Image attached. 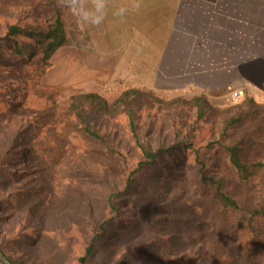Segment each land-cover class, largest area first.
Listing matches in <instances>:
<instances>
[{"label":"rangeland","instance_id":"rangeland-1","mask_svg":"<svg viewBox=\"0 0 264 264\" xmlns=\"http://www.w3.org/2000/svg\"><path fill=\"white\" fill-rule=\"evenodd\" d=\"M54 10L61 16L59 0H0V159L12 144L0 162V249L14 264H77L91 226L112 216L88 264H207L205 233L215 215L195 186V152L209 175L230 180L234 172L222 146L238 143L249 165L264 164V123L249 115L222 132L238 111L216 114L201 104L198 118L193 100L135 90L127 104L132 130L127 109L112 106L126 91L123 84L93 91L74 50L59 47L44 65L33 40L15 38L22 56L2 40L5 22L43 30ZM85 94L107 105L84 119L100 139L86 136L63 106ZM178 142L191 151H169L122 193L139 146L153 151ZM240 193L261 205L264 168Z\"/></svg>","mask_w":264,"mask_h":264},{"label":"crops","instance_id":"crops-1","mask_svg":"<svg viewBox=\"0 0 264 264\" xmlns=\"http://www.w3.org/2000/svg\"><path fill=\"white\" fill-rule=\"evenodd\" d=\"M137 2L106 0L99 26L81 25L61 7V48L76 52L78 71L93 91L123 84L264 123V0H139L136 9Z\"/></svg>","mask_w":264,"mask_h":264},{"label":"trees","instance_id":"trees-1","mask_svg":"<svg viewBox=\"0 0 264 264\" xmlns=\"http://www.w3.org/2000/svg\"><path fill=\"white\" fill-rule=\"evenodd\" d=\"M51 17V22L43 30L20 27L19 25L5 22L3 25L5 34L2 40H9L12 44L13 53L18 56H22V49L15 43V38L23 37L33 40L34 44L40 47V60L45 65L50 55L66 42L60 12L54 10ZM135 94V90H126L112 105L127 109L132 130L134 129L132 111L127 104L129 98L131 99ZM193 101L199 112L198 118H200L203 114L204 104L201 100L196 99ZM63 106L71 112L77 122L82 124L81 130L86 136L100 139L98 133L87 127L88 124L84 120L96 109L100 111L106 110L107 105L100 100L98 95L73 96L66 100ZM239 118L228 120L222 132L228 129L229 126L237 124ZM11 146L12 144L2 155L0 162L5 161ZM180 149L191 151V148L185 142H178V144L167 148L158 147L153 151L148 147L139 146L140 159L129 178L126 179L122 193L130 191L132 184L135 182L134 177H136L138 172L154 168L166 153ZM222 149L230 169L234 172V176L230 180H226V177L216 178L213 175H209L204 161L200 159L196 152L193 157L196 168L194 174L195 186L204 196L206 206H210L215 215V222L205 233L210 246L209 252H207L209 258L206 262L207 264H264V200L261 205L257 206L253 204V201L248 196L243 200L240 193V188L249 185L258 170L264 168V164L258 162L249 165L243 159V147L239 146L238 143L222 146ZM116 197L113 195L108 198L107 205L109 208L114 209L112 198ZM111 217H103L91 226L90 239L84 242L80 248L79 256L75 258L77 264H88L94 255L96 242L105 235L108 226L112 223ZM0 252L7 257L1 249ZM0 264L2 263L0 262Z\"/></svg>","mask_w":264,"mask_h":264},{"label":"clouds","instance_id":"clouds-1","mask_svg":"<svg viewBox=\"0 0 264 264\" xmlns=\"http://www.w3.org/2000/svg\"><path fill=\"white\" fill-rule=\"evenodd\" d=\"M59 6L75 15L81 25L99 26L107 18L106 0H86L83 4L81 0H59ZM74 7L75 12H73ZM135 7L136 9L141 7L139 0ZM125 11V8H121L118 14L122 15Z\"/></svg>","mask_w":264,"mask_h":264},{"label":"water","instance_id":"water-1","mask_svg":"<svg viewBox=\"0 0 264 264\" xmlns=\"http://www.w3.org/2000/svg\"><path fill=\"white\" fill-rule=\"evenodd\" d=\"M0 262L2 264H12L1 252H0Z\"/></svg>","mask_w":264,"mask_h":264},{"label":"built area","instance_id":"built-area-1","mask_svg":"<svg viewBox=\"0 0 264 264\" xmlns=\"http://www.w3.org/2000/svg\"><path fill=\"white\" fill-rule=\"evenodd\" d=\"M236 97H237V93L235 92V93L232 94V98L236 99Z\"/></svg>","mask_w":264,"mask_h":264}]
</instances>
